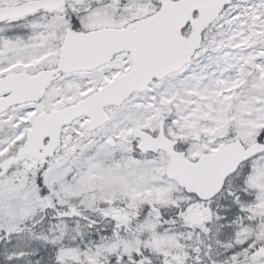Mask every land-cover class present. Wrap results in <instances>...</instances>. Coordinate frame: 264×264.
I'll return each mask as SVG.
<instances>
[{
  "label": "snow or ice",
  "instance_id": "1",
  "mask_svg": "<svg viewBox=\"0 0 264 264\" xmlns=\"http://www.w3.org/2000/svg\"><path fill=\"white\" fill-rule=\"evenodd\" d=\"M0 264H264V0H0Z\"/></svg>",
  "mask_w": 264,
  "mask_h": 264
}]
</instances>
